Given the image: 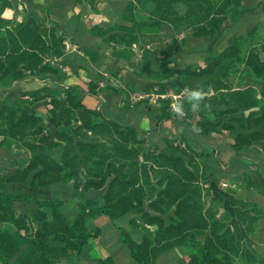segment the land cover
<instances>
[{"label": "trees", "instance_id": "16d2710c", "mask_svg": "<svg viewBox=\"0 0 264 264\" xmlns=\"http://www.w3.org/2000/svg\"><path fill=\"white\" fill-rule=\"evenodd\" d=\"M121 1L127 2L122 20L132 26L123 22L111 30L96 28L93 32L107 43L121 44L126 49L140 46L142 39L136 33H159L165 24H169L174 33L205 36L214 44L219 37L242 24L246 14L254 11L242 0ZM179 3L187 7L184 16L176 12L175 6ZM149 4L155 6L150 19L137 24V14ZM13 5V1L0 0V81L11 84L32 75L59 74L60 71L45 59L62 56V42L58 43L54 31L41 28L33 20L16 29H8L11 22L3 18V13ZM130 12L135 14L132 19L127 16ZM254 34L255 31L247 38L236 39L230 48L219 57L207 60L204 66L184 70L169 68L185 53L182 43L173 37L171 51L161 59V69L155 74L159 81L179 78L176 91L189 82L207 80L200 85L194 83L192 89L195 93L215 92L201 101L209 105L215 120L203 117L196 129L202 138L234 133L233 147L238 156L233 162L241 158L242 151L256 143H264V40L255 42ZM244 48L245 60L241 64L245 65L246 73L263 84L260 98L253 88L234 90L221 77L226 72L221 70V64L231 59L239 61ZM123 56L129 57L128 53ZM145 73L147 69L143 70ZM104 89L117 90L110 85L103 88L89 82L85 87L72 86L63 92L46 90L34 96L46 100L50 107L49 120L54 127L72 129V135L57 133L70 140V146L59 157L48 154L43 145L31 140L38 131L35 132V127L42 120L35 110L21 113L3 106L0 100V149L10 151L16 142L31 154L25 168L2 180L30 187L74 181L79 206L84 209L69 219L64 211L74 203L69 197L40 200L0 194V224L6 225L0 226V263L80 264V256L89 251L91 239L101 232L98 227L90 228L91 219L105 216L115 223L127 212L141 209L144 229L140 244L119 228L123 246L137 264H155L165 253L180 248L194 251L190 264H236L238 260L264 264V256H258L249 248L243 237L249 225L259 219L256 206L247 207L232 199L231 205L240 208L234 215L224 210L229 216L206 208L205 195L210 193V188L205 187L216 175L213 156L194 150L186 137L176 141L167 139V151L160 152L140 136L137 128L108 120L100 110L84 102L86 96L97 97ZM164 111V116L170 113L165 102ZM73 134L88 139L79 142L75 152L69 150L75 146ZM88 177L92 180L88 181ZM250 184L264 195V181L258 174L253 175ZM93 191L101 192L104 200L97 211L92 210L98 206L96 198L86 197ZM17 202L35 203L37 218L17 214ZM244 209H248L247 212ZM35 228L37 232L33 234ZM204 231L207 234H201ZM99 264H115L114 257L100 260Z\"/></svg>", "mask_w": 264, "mask_h": 264}, {"label": "crops", "instance_id": "0c3cea01", "mask_svg": "<svg viewBox=\"0 0 264 264\" xmlns=\"http://www.w3.org/2000/svg\"><path fill=\"white\" fill-rule=\"evenodd\" d=\"M10 1H13L14 5L6 11L11 15H3V18L11 22L8 29H16L33 20L41 28L55 32L58 43L61 41L64 46V54L45 59L47 64L60 71L59 74L32 75L11 84L0 81L2 105L12 107L21 113H29L32 111L31 100L35 95L46 90L63 92L72 86L85 87L89 82L103 88L107 85L117 88V90L104 89L97 97L88 95L84 102L89 107L100 110L108 120L120 121L123 125L137 128L142 138L161 151H167V139L176 141L186 137L194 150L211 154L216 175L208 185L211 189L210 199L220 205L223 211L229 210L232 215L240 208L231 205L232 199L243 202L247 207L256 206L259 219L253 225H249V231H244L243 237L244 243L249 248L258 256H264V195L250 184L254 174H258L264 181V143H256L242 151L241 158L233 162L238 156L233 147L234 133L212 134L202 138L196 129L197 123L203 117L210 121L215 120V115L209 112V105L201 104L203 99L215 95V92L195 93L192 89L194 83L200 85L207 80L189 82L180 91H176L179 78L159 81L155 77L156 72L161 69V59L171 51L173 37L182 43L185 53L170 65V69L184 70L204 66L207 60L219 57L230 48L236 39L247 38L252 32H256L260 25L264 26V0H242L246 7L253 8L254 11L246 14L242 24L219 37L214 44L205 36L174 33L172 27L165 24L164 30L159 33H136L142 41L140 46L131 49H126L121 44H109L93 32L96 28L111 30L116 24L123 23L122 15L127 2L96 0L91 4L88 0L80 3H76L75 0ZM154 9V4H149L146 10L139 11L136 18L140 23L148 21ZM175 9L180 16H184L187 11L183 3L177 4ZM124 24L132 26V23L127 21ZM255 42H261L260 35L255 36ZM117 53H121V56ZM125 53H128V58L123 56ZM236 62V59L227 60L220 68L229 72L232 67L237 68L239 65L238 69L243 72L242 81L231 82L233 79L230 78L227 81L234 90L253 88L260 98L263 84L246 73L244 64L240 65ZM144 69H147L145 74H143ZM221 77L223 80L226 79L225 75ZM161 86L167 89L166 93H158L157 90ZM150 87L153 89L147 91ZM178 94L183 95L182 107L185 117L174 118L170 113L164 116L165 100L172 99L171 95ZM68 129L60 128L57 131L69 133ZM14 147H19V152H28L19 143H14L9 151L12 159H15L12 150ZM12 159L0 160V194L31 197L22 193L28 189L32 193H39L37 196L74 199L75 190L70 183L30 187L23 183L2 180L13 172L11 164L9 165L7 161ZM1 188L14 189L21 193L14 194L10 191H2ZM247 210L243 211L247 212ZM15 211L26 217L38 216V206L35 203L17 202ZM0 226L6 227L2 224Z\"/></svg>", "mask_w": 264, "mask_h": 264}, {"label": "rangeland", "instance_id": "374dc122", "mask_svg": "<svg viewBox=\"0 0 264 264\" xmlns=\"http://www.w3.org/2000/svg\"><path fill=\"white\" fill-rule=\"evenodd\" d=\"M83 1V0H82ZM81 1V2H82ZM96 0H88L89 3L93 4ZM128 19H132L133 16H135L134 13H128L127 14ZM137 24H140L138 22ZM260 35L261 40H264V26L260 25L258 29H256V34L254 36ZM243 48V47H242ZM244 50L242 49V52L239 54V61L236 63L240 64L245 60L244 58ZM49 58V57H47ZM235 63V64H236ZM236 64V65H238ZM232 67L229 72H225V80L227 81L229 78L232 80L231 82L235 81H242L243 72L242 70ZM235 78V79H234ZM228 82V81H227ZM230 84V82H228ZM159 89V88H158ZM175 90V89H174ZM167 89L160 88L158 90V93H166ZM165 103L168 104V110L170 107V104L172 103V99L167 98L165 100ZM32 109L35 110L36 113L42 118L41 122L38 123V125L35 127L37 133L35 136H31V140L41 144L46 149V152L48 154L56 155L57 157L60 156V153L66 148L70 146V140H66L65 137L57 136V133L60 131H57L58 129L54 127L49 120V112L50 107L47 105L46 100L41 98H35L31 100L30 102ZM26 114V113H25ZM69 131V134L72 135V131ZM228 133V132H224ZM87 141L88 139H83L80 136H76L73 134V141L75 146L73 148H69L71 152L77 151V145L81 141ZM16 142H13V144ZM12 144V145H13ZM13 155L15 159L7 160L9 162V165L11 164V169L13 168V172L11 175L15 174L19 169H22L26 167L27 162L30 160L31 154L29 152H19V147H14L13 149ZM160 152H166L161 151ZM196 162L200 163L199 159H196ZM202 162V161H201ZM110 177H114V175H111ZM85 180V178H84ZM88 181L92 180L89 177L87 178ZM70 183L74 190V203H72L70 206H68L64 211L66 216L69 219H73L77 214L81 213L83 208L79 206L80 199H78L76 194V187L75 182L71 181ZM78 185V182H76V186ZM208 189V185L205 187ZM2 191H10L14 194H20V191L12 190H6L4 188H1ZM9 192V193H10ZM25 195L33 196V197H41L40 200H49L52 198H56V196H52L48 198L49 196H37L39 193H32L28 189L23 191ZM207 194V192H205ZM205 205L206 208L216 212L218 215L227 214L224 213L222 207L220 205L216 204L213 199H210L211 196V189L210 193L205 195ZM88 199L96 198L98 202V206H94L92 210L97 211L99 209V206H102L104 204V200L102 198V193L98 191H93V193H88L86 195ZM89 208V207H87ZM91 208V207H90ZM228 211V210H227ZM144 211L141 209H133L126 213V215L121 218L120 220L116 221L115 223L112 222L108 217L100 216L97 218H93L89 221V226L92 230L95 228H100L101 232L91 239V245L88 252L82 253L80 256V264H99L100 260H105L109 256L114 257L115 264H137L130 256V252L127 248L123 246L122 239L120 237V230L124 229L129 233V238L132 239L137 244H140L142 242V236H143V229H144V221L142 219ZM226 215V216H227ZM33 234L37 232V228L35 230H32ZM201 234H207L206 231L202 232ZM194 255V251L189 248H180L168 253H165L163 256H161L155 264H190L192 256ZM1 264V263H0ZM236 264H247L243 261H236Z\"/></svg>", "mask_w": 264, "mask_h": 264}, {"label": "built area", "instance_id": "2783aa9c", "mask_svg": "<svg viewBox=\"0 0 264 264\" xmlns=\"http://www.w3.org/2000/svg\"><path fill=\"white\" fill-rule=\"evenodd\" d=\"M172 103L170 104L169 111L174 118H183L185 116L184 109L182 107L183 95H171Z\"/></svg>", "mask_w": 264, "mask_h": 264}, {"label": "water", "instance_id": "95a60500", "mask_svg": "<svg viewBox=\"0 0 264 264\" xmlns=\"http://www.w3.org/2000/svg\"><path fill=\"white\" fill-rule=\"evenodd\" d=\"M12 159V155L6 149H0V160Z\"/></svg>", "mask_w": 264, "mask_h": 264}, {"label": "clouds", "instance_id": "9594fccd", "mask_svg": "<svg viewBox=\"0 0 264 264\" xmlns=\"http://www.w3.org/2000/svg\"><path fill=\"white\" fill-rule=\"evenodd\" d=\"M3 15H5V16H10L11 13H10L9 11H5V12L3 13Z\"/></svg>", "mask_w": 264, "mask_h": 264}]
</instances>
